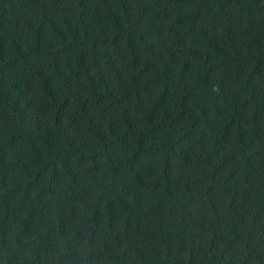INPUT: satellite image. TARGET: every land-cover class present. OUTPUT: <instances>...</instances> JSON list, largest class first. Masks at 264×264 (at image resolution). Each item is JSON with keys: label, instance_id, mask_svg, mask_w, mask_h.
<instances>
[{"label": "trees", "instance_id": "obj_1", "mask_svg": "<svg viewBox=\"0 0 264 264\" xmlns=\"http://www.w3.org/2000/svg\"><path fill=\"white\" fill-rule=\"evenodd\" d=\"M0 264H264V0H0Z\"/></svg>", "mask_w": 264, "mask_h": 264}]
</instances>
